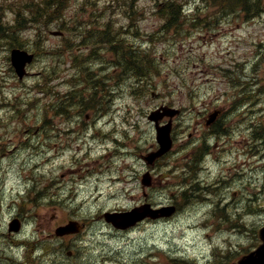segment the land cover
Returning a JSON list of instances; mask_svg holds the SVG:
<instances>
[{
  "label": "rangeland",
  "instance_id": "obj_1",
  "mask_svg": "<svg viewBox=\"0 0 264 264\" xmlns=\"http://www.w3.org/2000/svg\"><path fill=\"white\" fill-rule=\"evenodd\" d=\"M43 1L0 0V26L35 54L18 80L11 38L0 36V264H217L218 252L263 243L264 141L250 135L264 114L249 111L245 120L237 99L243 94L253 110H263L264 0L254 20L233 10L231 0H180V34L160 32L156 6L165 0H60L59 15L49 16ZM102 32L113 38L109 44ZM127 48L137 58L130 56L126 71L119 62L128 60ZM134 64L146 73L131 78ZM93 87L104 90V114L86 106ZM61 101L71 112L53 119ZM161 106L180 111L174 146L145 191L151 204L171 202L179 211L116 233L101 215L142 201L148 168L140 156L156 144L146 116ZM214 110L226 112L221 122L229 132H206L204 118ZM104 122L105 130L94 129ZM86 130L82 144L77 135ZM55 140L70 148L54 147ZM17 217L20 232L9 234ZM69 220L86 224L87 233L54 238Z\"/></svg>",
  "mask_w": 264,
  "mask_h": 264
},
{
  "label": "water",
  "instance_id": "obj_2",
  "mask_svg": "<svg viewBox=\"0 0 264 264\" xmlns=\"http://www.w3.org/2000/svg\"><path fill=\"white\" fill-rule=\"evenodd\" d=\"M33 55L28 54L25 51L14 49L11 51V63L15 69L16 74L21 79L25 75V66L28 63H31ZM175 114V111L169 110L167 108H160L152 112L148 116V120L154 122L156 129V140L159 145V150L156 153L150 154L145 160L148 164H151L156 158L165 154L171 148V139H170V130L171 125L168 123L163 127L158 126V122L162 119L163 116L169 115L172 117ZM148 176H144L142 180L143 185H149ZM172 211L166 212L165 210L160 211H151L149 206H144L131 212L119 214V213H106L104 218L106 222L111 223L115 228L125 229L129 226L134 225L137 221L142 220L143 218L150 216L152 218L157 217L159 213L161 216L170 215ZM77 223H69L65 227L58 228L56 230L57 236H62L68 233H74L77 231ZM19 230V224L17 221H14L10 225V231L17 232ZM262 235L264 236V229L262 230ZM244 264H264V244L256 251V254L250 256L246 259Z\"/></svg>",
  "mask_w": 264,
  "mask_h": 264
},
{
  "label": "trees",
  "instance_id": "obj_3",
  "mask_svg": "<svg viewBox=\"0 0 264 264\" xmlns=\"http://www.w3.org/2000/svg\"><path fill=\"white\" fill-rule=\"evenodd\" d=\"M53 2H55V0H45L40 4L43 9L49 10L47 13H45V16H49L50 14H59L62 10L60 0H56L55 3ZM257 8L258 7L256 6L255 1H253V3L249 2V10L247 11H249L251 15L256 14L258 12ZM156 10L158 12V15L163 19L162 27L164 29V32H182L180 30L183 29L180 26L183 21V13L181 12V5L179 1L166 0L165 2L159 3L156 7ZM4 28V26H0V36H6L8 33V37L11 39L10 41H8L7 39L6 40L9 42L10 46L19 48L24 47V43L19 41L17 34H15L13 30L9 31V28ZM131 58L133 61H136V54H134ZM134 71L135 74H138L137 76H143V74L146 73V71H141V67H138L136 65L134 66ZM48 80H50V78H48Z\"/></svg>",
  "mask_w": 264,
  "mask_h": 264
},
{
  "label": "flooded vegetation",
  "instance_id": "obj_4",
  "mask_svg": "<svg viewBox=\"0 0 264 264\" xmlns=\"http://www.w3.org/2000/svg\"><path fill=\"white\" fill-rule=\"evenodd\" d=\"M247 100H248V98H245V101H243V105H242V110H244L245 115L250 111V107L248 106L249 102ZM57 115H59V113L56 110H54L52 112L53 119H55ZM222 118H223L222 113L219 112L217 117L214 119V121L210 125V133L216 134V133L221 131L220 129H222V128L224 129V124L221 122ZM204 120H205V118H204ZM260 126H261L262 132L264 133V121L262 123H260ZM137 226H139V225H137ZM70 237H72V236H70Z\"/></svg>",
  "mask_w": 264,
  "mask_h": 264
},
{
  "label": "bare ground",
  "instance_id": "obj_5",
  "mask_svg": "<svg viewBox=\"0 0 264 264\" xmlns=\"http://www.w3.org/2000/svg\"><path fill=\"white\" fill-rule=\"evenodd\" d=\"M20 40H21V39H20ZM98 58H99V57H98ZM93 59H94V58H93ZM93 61H94V60H93ZM96 61H97V60H96ZM137 63H138V62H137ZM134 65H135V64H134ZM137 66H138V64H137ZM131 84H132V83H131ZM109 181H110V180H109ZM198 193H199V192H198ZM207 195H208V194H207ZM217 196H218V195H217ZM219 196H220V195H219ZM214 201H215V200H214ZM198 213H199V212H198ZM6 248H7V247H6ZM6 248H5V249H6Z\"/></svg>",
  "mask_w": 264,
  "mask_h": 264
}]
</instances>
